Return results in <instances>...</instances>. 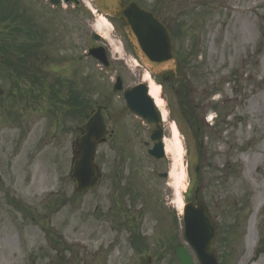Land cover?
<instances>
[{
  "label": "rangeland",
  "instance_id": "1",
  "mask_svg": "<svg viewBox=\"0 0 264 264\" xmlns=\"http://www.w3.org/2000/svg\"><path fill=\"white\" fill-rule=\"evenodd\" d=\"M143 1L148 8L156 3ZM2 2L0 18H9L0 26V45L9 43L10 53L1 52L0 63L4 56L16 62L20 50L27 51L36 96L21 81L0 80V264H179L173 235L199 264L184 240L176 202L177 191L184 196L190 188L189 174L196 179L191 199L199 185L218 227L213 250L219 260L264 264V0L167 1L174 7L162 19L183 23L178 44L189 61L179 67L186 85L170 80L161 94L165 139H172L176 122L185 150L178 190L171 177L155 175L170 174L174 158L157 163L148 157L145 130L111 93L117 76L128 88L146 73L134 64L121 27L111 30L112 43L104 39L112 63L104 69L87 55L99 45L92 35L101 14L85 4ZM13 86L21 97H10ZM52 88L59 90L55 98ZM70 89L89 104L88 113L107 105L115 130L97 150L103 181L84 195L75 194L70 179L72 144L85 121L62 106ZM125 222L144 237L141 251L133 248Z\"/></svg>",
  "mask_w": 264,
  "mask_h": 264
},
{
  "label": "water",
  "instance_id": "2",
  "mask_svg": "<svg viewBox=\"0 0 264 264\" xmlns=\"http://www.w3.org/2000/svg\"><path fill=\"white\" fill-rule=\"evenodd\" d=\"M52 1L55 4L58 3L57 0ZM93 1L101 11L122 21L137 52L152 71L157 74L166 69L175 72L176 65L171 37L167 28L151 13L143 11L133 2L125 3L124 0ZM65 2L75 3L79 6L75 0H65ZM90 54L105 63L102 50H91ZM117 88L120 90V86ZM126 99L130 110L147 123L153 124L155 127L154 137L160 138L162 133L161 116L152 100L147 96L146 89L142 86L139 87V90L134 89L126 93ZM103 133L104 128L98 108L97 113L86 125V135L77 141L79 158L73 166V179L77 184L78 193L94 188L98 184L99 174L94 167V158L97 141ZM161 146L158 145V148ZM158 148L155 149L157 154L160 153ZM206 212L203 204L198 202L197 190L195 203L189 205L185 212L186 238L196 251L201 264H217V259L212 253L216 232ZM176 257L181 264H192L184 249L177 250Z\"/></svg>",
  "mask_w": 264,
  "mask_h": 264
},
{
  "label": "bare ground",
  "instance_id": "3",
  "mask_svg": "<svg viewBox=\"0 0 264 264\" xmlns=\"http://www.w3.org/2000/svg\"><path fill=\"white\" fill-rule=\"evenodd\" d=\"M86 5L93 13L96 12L89 2H86ZM112 29H113V26L104 17H101L100 22L97 25L96 31L104 35L110 42H111L110 36H111ZM117 50L120 53L121 50L120 49H117ZM149 77L150 76L148 73L145 74L143 81L145 82L146 80L149 79ZM161 92H162L161 88L155 85L153 82H151L150 87H149V94L155 101V104L157 105V107L160 109L163 115L164 122H166L167 113L165 110L161 108V105L163 102L161 99ZM171 134H172V139L165 140V151L167 154H170L174 158L175 164H174L173 170L170 173V177L174 180V187L177 189L180 181L184 178V174H185L184 167L182 165V161L184 159V147H183L182 139L180 137V133L175 124H172L171 126ZM178 168H181V171H179ZM176 202H177L179 209L181 210L182 202H181L180 194L178 193V191H177ZM260 206H261V203H259L255 211H257ZM255 214L253 215V217L255 216ZM255 238H256V232L252 224L251 229H250L249 239L251 240V242H254Z\"/></svg>",
  "mask_w": 264,
  "mask_h": 264
},
{
  "label": "flooded vegetation",
  "instance_id": "4",
  "mask_svg": "<svg viewBox=\"0 0 264 264\" xmlns=\"http://www.w3.org/2000/svg\"><path fill=\"white\" fill-rule=\"evenodd\" d=\"M174 7V6H173ZM172 6H168V8L169 9H171V8H173ZM162 9H163V7H161ZM106 111H108V109L106 110ZM112 120V116L109 114V112H108V115H107V117H106V119H105V123H106V126H107V134H106V136L108 137L109 136V138H110V140H111V133H112V131H110V128L108 127V123H110V121ZM141 127V126H140ZM148 131H150L151 132V129L150 128H148ZM149 137H151L150 136V134H149ZM146 139H147V137H146ZM150 139V138H149ZM110 140H107V142H109ZM143 144L145 145V146H148L149 145V143L147 142V140L146 141H144L143 142Z\"/></svg>",
  "mask_w": 264,
  "mask_h": 264
},
{
  "label": "trees",
  "instance_id": "5",
  "mask_svg": "<svg viewBox=\"0 0 264 264\" xmlns=\"http://www.w3.org/2000/svg\"><path fill=\"white\" fill-rule=\"evenodd\" d=\"M0 22H1V20H0ZM6 47H7L6 45L3 46V44H1V46H0V51H4V49H6ZM5 60H6L5 62H6L8 65L10 64L9 67H11V64H12V63L8 62V61H10V60H9L8 58L5 59ZM17 60H18L19 62H25V61H26V59H23V58H18ZM15 70H16V72H17L18 75H20V76H21V75H24V73H23V74L20 73V72H22V71L20 70V68H15Z\"/></svg>",
  "mask_w": 264,
  "mask_h": 264
}]
</instances>
